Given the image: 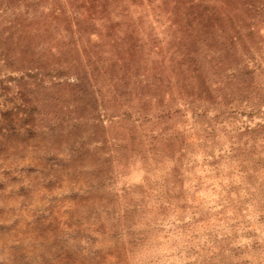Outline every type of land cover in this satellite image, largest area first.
<instances>
[{
  "label": "rangeland",
  "instance_id": "obj_1",
  "mask_svg": "<svg viewBox=\"0 0 264 264\" xmlns=\"http://www.w3.org/2000/svg\"><path fill=\"white\" fill-rule=\"evenodd\" d=\"M0 264H264V0H0Z\"/></svg>",
  "mask_w": 264,
  "mask_h": 264
}]
</instances>
